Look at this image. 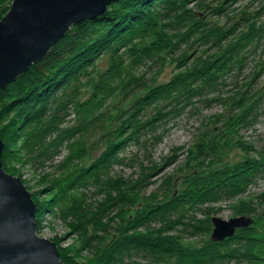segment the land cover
Listing matches in <instances>:
<instances>
[{"label":"rangeland","instance_id":"obj_1","mask_svg":"<svg viewBox=\"0 0 264 264\" xmlns=\"http://www.w3.org/2000/svg\"><path fill=\"white\" fill-rule=\"evenodd\" d=\"M179 6L196 14L195 18L209 30L219 27L229 34L248 24L250 31L262 32L259 41L246 49L243 59L217 77L215 90L218 91L187 106L169 104L159 111L147 108L141 118L144 127L117 159H111L103 169L92 170L86 175L87 180H79L81 187L57 205H47L45 201L52 196L50 192L58 197L61 194L59 188L50 189L54 180L63 175L73 178L74 171L90 168L111 143L110 133L127 126L136 117L140 98L147 96L149 88L170 80L186 64H192L198 57L207 58L217 50L208 34L201 39L196 36L189 43L175 40L180 49L172 47L165 53L159 52V47L147 52L139 49L150 45L154 37L132 40L125 48L119 46L118 57L110 54L98 57L90 69L91 78L78 83L83 93L80 100H86L92 93L89 87L93 80L98 81L113 65L116 74L122 76L116 84L119 87L116 95L108 100L99 121L85 124L83 113L70 105L64 113L62 127L83 124L79 137L67 141L52 161L35 166L14 161L4 166L7 172L23 180L35 203L42 205L43 211L36 215L37 234L56 242L60 254L67 259L66 264H95L96 250L110 243L115 228L136 216L140 218L148 207L186 192L192 197L194 193L211 191L213 179L220 181L228 174H239L243 161L264 160V0H182ZM7 12H0V20ZM183 24L175 23L165 37L171 40L178 33L172 30ZM189 26L179 34H185ZM241 104L247 108L246 116V112L241 114L238 109ZM102 127L104 134H100ZM3 136L0 134L3 140L9 137ZM78 142L86 150V156L80 160L74 150ZM205 142L210 146L201 154L199 149ZM219 198L217 202L205 204L206 200L201 197L192 198L184 212L176 216L172 231L163 230L164 234L180 237L185 248H205L209 254L205 258L212 264H264V170L246 188ZM70 208H75L74 212ZM86 210L91 212L85 220L87 225L95 221L93 215L100 216V224L108 229L106 233L100 231L94 235L95 243L89 246H86L87 233L79 227L83 220L77 217L79 213L73 214ZM243 215L253 218L254 222L237 229L234 236L218 242L219 245H210L213 217L229 220ZM169 222H159L157 226L163 227ZM88 228L92 231V224ZM159 260L140 256L122 264H158Z\"/></svg>","mask_w":264,"mask_h":264},{"label":"trees","instance_id":"obj_2","mask_svg":"<svg viewBox=\"0 0 264 264\" xmlns=\"http://www.w3.org/2000/svg\"><path fill=\"white\" fill-rule=\"evenodd\" d=\"M181 1L115 0L109 4L102 15L72 26L66 36L39 62L33 64L16 81L0 91V134L2 137L9 135L6 140H3V167L14 161L33 166L40 165L46 161H52L60 154V148L67 141L79 137L84 130L83 124L81 127H62L65 123L66 108L74 105L76 110L83 113L85 124L92 125L100 120L99 117L103 116L108 100L116 95L119 88L116 84L120 83L122 76L116 74L114 71L116 66L113 65L98 81L93 80L89 87L92 91L89 98L80 100L83 93L78 89L80 87L78 83L80 80L91 78L90 69L98 57L110 54L116 58L119 46L122 49L129 46L132 40H143L149 37H154L155 40L148 46H142L140 50L147 52L159 47V52L165 53L170 52L172 47L180 49L179 45L174 44L175 40L180 43L183 41L189 43L196 36L201 39L206 34L213 38L212 42L217 49L214 54L207 58H196L192 64H186L185 69L180 70L170 80L148 89L147 96L140 98L136 117L129 120L127 126L110 133L113 135L111 143L96 158L90 166L91 169L82 167L73 172V178L63 175L54 180L50 189L59 188L61 194L58 197L54 192H50L52 196L45 201L47 205L51 207L57 205L70 192L81 187L80 181L87 180L86 175L92 170L103 169L111 159H117L118 155L136 139L139 129L144 127L145 123L141 121V118L147 108L159 111L169 104H175L176 107L187 106L188 103L195 104L207 97L210 92L218 91L215 90L217 89L215 85L218 83L217 77L237 65L243 59L246 49L261 38L262 32L256 29L254 32L250 31L247 28L248 24L229 34H225L219 27L209 30L205 28V23L195 18L196 14L181 9L179 6ZM11 3L12 0H0V12H7ZM186 21L193 23L188 25L189 30L185 34H179L180 30L188 28ZM175 23L184 24L180 27L175 26L172 31L178 33L171 36V40L167 39L166 31H171L170 27ZM158 44L160 46H156ZM121 64L122 61L119 65ZM243 93L240 92L242 95ZM238 109L241 114L246 112L245 116L247 115L248 111L244 104H241ZM230 123L232 122L229 121ZM2 124L4 126H1ZM228 131L232 129L228 128ZM104 132L105 128L102 127L100 134ZM226 133L229 132L226 131ZM76 146L74 150L78 153L77 159L80 160L86 156V150L79 142ZM209 146L205 142L201 145L199 153H204ZM239 167V174H228L220 181L213 179L214 182L210 186L214 190L208 186L211 191L194 193L191 194L192 197L186 192L172 200L157 202L152 207H148L140 218L136 216L125 225L115 228L110 243L96 250L95 264H122L127 259L140 256L159 258L158 264L170 261L171 264H212L208 258H205L209 255L205 248L201 250L185 248L180 243V237L164 234V231L168 233L172 231L173 223L177 221L176 216L184 212L192 198L195 200L203 198L206 200L203 204L217 202L220 200L219 197L229 196L237 192L239 188H246L252 182V178L264 170V160H245ZM70 209L73 212L75 210V208ZM42 211V205L36 203V215L38 216ZM78 213L77 217L83 220V225L87 227L84 228L82 224L79 226L84 234L87 233L86 246L95 243L94 235L100 231L105 233L108 231L106 226L100 224L101 217L94 215L95 223H89V225L92 224L93 229L88 230L89 225L85 223V220L91 212L75 211L73 214ZM170 220L171 222L166 226H157L159 222ZM210 245H219V243L210 242ZM61 258L63 262H66L67 259L63 253Z\"/></svg>","mask_w":264,"mask_h":264},{"label":"water","instance_id":"obj_3","mask_svg":"<svg viewBox=\"0 0 264 264\" xmlns=\"http://www.w3.org/2000/svg\"><path fill=\"white\" fill-rule=\"evenodd\" d=\"M115 0H12L0 20V91L39 62L72 26L102 15ZM0 137V264H66L56 242L37 234L36 203L23 180L3 167ZM254 219L213 217L220 242Z\"/></svg>","mask_w":264,"mask_h":264}]
</instances>
